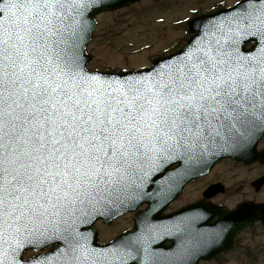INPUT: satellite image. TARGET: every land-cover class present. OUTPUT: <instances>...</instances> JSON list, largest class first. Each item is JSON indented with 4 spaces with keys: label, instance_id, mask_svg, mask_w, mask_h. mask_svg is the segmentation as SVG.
<instances>
[{
    "label": "snow or ice",
    "instance_id": "obj_1",
    "mask_svg": "<svg viewBox=\"0 0 264 264\" xmlns=\"http://www.w3.org/2000/svg\"><path fill=\"white\" fill-rule=\"evenodd\" d=\"M119 6L0 0V264H128L153 231L199 217L154 225L140 213L141 237L99 247L82 229L264 137V0L191 20L189 45L146 71H90V17ZM252 211L222 209L197 243L215 246Z\"/></svg>",
    "mask_w": 264,
    "mask_h": 264
},
{
    "label": "rangeland",
    "instance_id": "obj_2",
    "mask_svg": "<svg viewBox=\"0 0 264 264\" xmlns=\"http://www.w3.org/2000/svg\"><path fill=\"white\" fill-rule=\"evenodd\" d=\"M237 1L142 0L128 8L101 14L88 48L93 55L88 66L100 70L148 67L159 53L187 43L186 22L191 17ZM133 217L132 213L126 214L108 226L98 223L100 241L108 242L132 227ZM227 264L237 263L230 260Z\"/></svg>",
    "mask_w": 264,
    "mask_h": 264
},
{
    "label": "flooded vegetation",
    "instance_id": "obj_3",
    "mask_svg": "<svg viewBox=\"0 0 264 264\" xmlns=\"http://www.w3.org/2000/svg\"><path fill=\"white\" fill-rule=\"evenodd\" d=\"M175 49L159 55L174 52ZM255 152L260 157L253 161L220 159L208 173L189 182L163 211V215H169L189 205H198L199 211L212 216L213 224L219 219L222 209H233L242 202L253 209L245 217H253L254 222L237 234L234 246L211 261L200 264H227L230 260L237 264H264V219L260 218L264 217V137L259 140ZM99 223L102 224L101 221ZM164 244L168 247L172 240L166 239Z\"/></svg>",
    "mask_w": 264,
    "mask_h": 264
},
{
    "label": "water",
    "instance_id": "obj_4",
    "mask_svg": "<svg viewBox=\"0 0 264 264\" xmlns=\"http://www.w3.org/2000/svg\"><path fill=\"white\" fill-rule=\"evenodd\" d=\"M134 1H137V0H110L111 3L120 5L119 7L126 5L129 2H134ZM119 7L108 8L105 10L117 9ZM224 10L225 9L218 11L216 13L198 16L195 18L214 17L218 13H220ZM95 15L90 17V21H89L90 25H91L90 39L87 41L86 47H87V44L90 42L91 37H92V33L96 27ZM195 18H193V19H195ZM193 19H191V20H193ZM190 21L187 24V28H188L187 32L190 34L193 33V35L188 39L187 45L185 47H187L189 45V42L191 41L192 37L195 34L189 27ZM245 45L243 46L245 51H251L256 46L255 45L252 49L247 50L245 48ZM183 49H181L177 53H174V54L169 55V56L178 55ZM169 56L156 59L154 61V64L156 63V61H158V60L162 61V60L168 58ZM147 69H149V68H145V69H141V70L146 71ZM113 74H117V73H113ZM251 155H252V153L246 154L245 152H243V149H240V148H236V149L226 148L224 150H218L215 154H211L208 156L206 163L204 165H202V170L197 169V170H194L187 175H183L181 177L180 181L178 182L179 189H181L182 186L185 185L189 180H191V179H193V178H195L201 174L206 173L221 157H233L237 160H241V159L250 158ZM155 192H156V189H155ZM160 195L161 194H158L159 200H156V201H154L155 199L150 200L146 197L142 201L138 202V204H133V203L127 204V206L123 207L122 210L118 214L111 216L110 221H112L114 218L118 217L119 215H121L124 212L136 209L144 201H152V207H153V205H155L154 208H156V207L158 208L155 210H159L160 208H162L164 206L162 203V200L160 201ZM149 209H151V208H149ZM149 209L142 212V213H147V215L144 217H141V221H146L148 224L161 225L160 221L162 223H163V221H162L160 214L158 213L157 215L154 216V218H152L150 213H152V211H155V210L152 208L153 210L149 211ZM190 209H192V207H190L189 210ZM100 217H103L105 222L109 223V220L106 219L104 216H100ZM100 217H98V218H100ZM98 218H96L92 224H94ZM208 220H209L208 218H200L199 229L197 230V226H196L193 234H192V225L190 227H184V243H183V245L179 246L178 251H177L176 250V244H174V246L170 248L171 253L169 255L165 254L166 252L163 249H158V248L162 247L161 238H162V234L164 233V231L161 229H157V230L153 231L151 233L152 240H154L152 246L149 247L148 245H146V243L140 241V243H138L137 247L131 250L133 258H130L128 260V264H180L181 256H183V264H197L199 262V260H201V259H211L214 255H216L218 252L221 251V248L223 245H221V244L217 245L216 244L215 246H204L203 244L197 243L200 233H210V232L214 231L212 229V227L209 225ZM247 223H250V221L249 222L243 221L240 226L236 227L234 232L237 233ZM82 230L86 231V234L89 235L90 243L93 246H96V247L104 246V245H100L97 243V240H98L97 228L90 227L88 229L86 228V229H82ZM143 233H144V226L141 225V227H138V220L136 219V230H135V233H132V234H135L136 237H141L143 235ZM127 239H130V235L127 236ZM145 248H147V250H148V253H149L148 257H146V255H145ZM179 254H180V256H179ZM177 255H178V257H177Z\"/></svg>",
    "mask_w": 264,
    "mask_h": 264
}]
</instances>
